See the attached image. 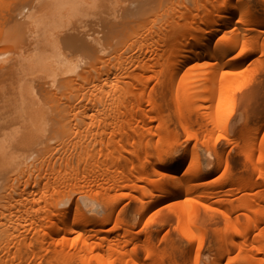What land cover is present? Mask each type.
<instances>
[{
    "label": "bare ground",
    "instance_id": "6f19581e",
    "mask_svg": "<svg viewBox=\"0 0 264 264\" xmlns=\"http://www.w3.org/2000/svg\"><path fill=\"white\" fill-rule=\"evenodd\" d=\"M261 102L264 0H0V264H177L163 202L190 264H264Z\"/></svg>",
    "mask_w": 264,
    "mask_h": 264
},
{
    "label": "rangeland",
    "instance_id": "374dc122",
    "mask_svg": "<svg viewBox=\"0 0 264 264\" xmlns=\"http://www.w3.org/2000/svg\"><path fill=\"white\" fill-rule=\"evenodd\" d=\"M6 1H8V0H6ZM171 1L175 2L176 0H171ZM170 6H171L170 1L169 2L168 1L165 2L162 5V7H160L159 12L157 13V15L159 14L158 17H157V15H155L153 13L155 15V17L153 15H150L149 18H148V16H147V19H145V20L143 19V20H141V22H138V27L141 28V26L143 24L147 23V21H149V20L151 21L152 20L151 18L154 17V22L152 21L153 23L151 25H148L147 28L145 29V32L150 35L151 32L154 29H156V27L163 25L164 22L167 20L168 16L170 15V11H171V8H169ZM135 28H137V26ZM133 47L134 46H131V48H133ZM124 50L125 51H124V53H123V55H122V57L120 59H122L123 57H126L127 55H129L131 53L128 48H125ZM133 51H135V53H136L137 48H135ZM261 105H264V103L261 102ZM246 109H248V108H246ZM258 109H260V108H258ZM235 110H236V112H235ZM235 110H234V113H235L234 116L238 115L239 111H241V110H239V108H236ZM248 111H249V109H248ZM250 111H249V113H250ZM167 114L170 115L171 117L173 116L172 108L168 109ZM250 114L252 116H254L253 111H251ZM251 115H249V116L252 117ZM234 122L237 123V120L236 119L233 120L231 122V124L233 125ZM263 129H264V126L261 129L262 132H263ZM173 133L179 139V143H181L179 145L180 149H183L185 146H188V145H191L192 143H194L193 140L185 141L183 135L180 132V128L178 126H176V125L173 127ZM236 135H237V132L231 133L232 137H235ZM157 139H158V136H155L154 140H157ZM73 140H75V139H72L70 141L67 140V142H65L67 149L71 148L70 145H71V143H73ZM232 144L230 143V145H229V141L224 140V139L218 141V143H217V146L219 148H220V146L223 149L225 148L224 152L228 156L227 160H228L229 164H230V162L235 161L237 157H239V159H241L240 157H242V156L237 155V146H235V144H233L234 145L233 146ZM97 146L98 145H96V147ZM229 148H230V150H228ZM126 149H130V147H127ZM66 153H71L72 156H73V160L74 161L76 160L77 150H69ZM54 165L57 166V162ZM214 176H217V174H215ZM123 200H122V202L119 205V209L121 211L127 210L130 207L129 204H127V200H124V201ZM100 210H101L100 207L97 206V208H96L97 212L96 213H99ZM152 212L156 213L158 216H161V221H158L155 224L156 225L155 228H149L148 230H145L144 232H147V231L151 232V237L153 238V242L159 247V249L161 251L164 250L166 253H171V254H174L173 252H175V256L171 257V259L175 260L177 262V264H190L191 260H192V254H193L194 247H193L191 253L189 254V253H187L189 244H185L183 240L177 239L176 240V244L174 246H171L170 243H169L170 234L174 233V232H177L176 224L174 222L173 215L171 214V207L166 205L164 202L163 203H159V204H156L153 207ZM215 213H217L215 209H211V210L210 209H205L202 206L196 204L194 220L197 223L200 222L198 224L202 227V229H203V231L205 232V235H206V240H205L204 246L201 249V253H200L201 261L203 260L205 251H206V249H207V247L209 245V240L212 239L210 237H212L213 231L215 232V225L213 224V221H212L213 218H215L214 216H216V215H214ZM211 217H213V218H211ZM137 219H138V216H135V220H137ZM128 222H129V220H127V222H125V223H128ZM155 230H158L157 234L155 233ZM144 232L140 231L139 233L143 234ZM46 257H48V256L42 257L41 261H42L43 264H46V262H47L46 261L47 260ZM32 261L34 263V260H32ZM36 261H38V260H36ZM14 262L17 263L18 261L15 260ZM66 264H79V263H78V261H75L73 259H69V260H67Z\"/></svg>",
    "mask_w": 264,
    "mask_h": 264
}]
</instances>
